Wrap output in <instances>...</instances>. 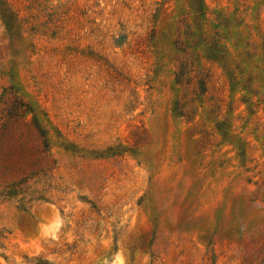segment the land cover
Masks as SVG:
<instances>
[{"label":"rangeland","instance_id":"374dc122","mask_svg":"<svg viewBox=\"0 0 264 264\" xmlns=\"http://www.w3.org/2000/svg\"><path fill=\"white\" fill-rule=\"evenodd\" d=\"M6 2L0 264H264V0H204L234 87L186 48L189 0Z\"/></svg>","mask_w":264,"mask_h":264},{"label":"trees","instance_id":"16d2710c","mask_svg":"<svg viewBox=\"0 0 264 264\" xmlns=\"http://www.w3.org/2000/svg\"><path fill=\"white\" fill-rule=\"evenodd\" d=\"M190 8L192 9L194 13V22H195V29L196 30H190V32H187V43L186 48L192 47L195 52L198 53V51L203 52L202 57L205 59L211 60L213 62H218L221 67L224 69L225 73L227 74L232 87L236 86L239 83V80H237V77L235 75L234 69L231 67V63L228 59L227 52L225 49V45L222 44L220 37L218 36H211L209 34H206V31L204 30L203 21H205L206 17V6L204 4V0H189ZM0 16L5 23L6 27L8 28L9 32L11 34H16L20 25L18 23V18L16 14L11 10L10 6L6 2V0H0ZM207 38L209 40H207ZM185 50V49H183ZM189 61H187V58L185 60H182L179 65V69L176 73V82L177 83H183L184 81L188 82V72H189ZM199 82V88L200 93L206 91L205 86V80L203 78H200L198 80ZM7 120H11L9 118L14 119L15 117L11 115V110L9 111V108H7ZM30 109H25L24 112H29ZM13 113V111H12ZM18 115V114H17ZM16 115V116H17ZM9 122L6 121L2 125H0V131H3L6 129V126H8ZM32 125L34 129L37 131L38 136L40 138V152L42 153H49L50 149V143L49 138L47 135L46 128L39 123V121L36 118H33V122L29 123V125ZM115 148L109 147L106 150L103 151H97L96 155L102 156V155H111L118 153L119 151L113 150ZM108 153V154H106ZM39 159L43 160L44 156L41 154ZM27 177H22L16 181H13L9 183L3 190L2 195L5 197H15L22 191V185L24 182H26ZM23 198V197H22ZM21 198V199H22ZM35 198L42 199V196H37Z\"/></svg>","mask_w":264,"mask_h":264}]
</instances>
